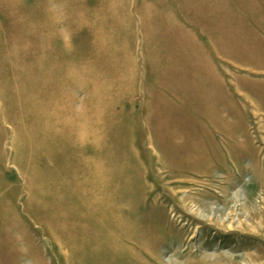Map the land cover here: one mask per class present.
<instances>
[{
	"label": "rangeland",
	"instance_id": "1",
	"mask_svg": "<svg viewBox=\"0 0 264 264\" xmlns=\"http://www.w3.org/2000/svg\"><path fill=\"white\" fill-rule=\"evenodd\" d=\"M0 264H264V0H0Z\"/></svg>",
	"mask_w": 264,
	"mask_h": 264
},
{
	"label": "bare ground",
	"instance_id": "2",
	"mask_svg": "<svg viewBox=\"0 0 264 264\" xmlns=\"http://www.w3.org/2000/svg\"><path fill=\"white\" fill-rule=\"evenodd\" d=\"M230 228H231V226H230ZM226 258L232 260L231 256L229 257V256L226 255Z\"/></svg>",
	"mask_w": 264,
	"mask_h": 264
}]
</instances>
